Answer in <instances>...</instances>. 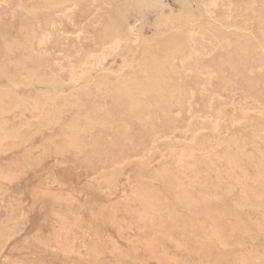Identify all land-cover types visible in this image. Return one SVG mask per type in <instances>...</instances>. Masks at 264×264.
<instances>
[{
    "label": "rangeland",
    "instance_id": "rangeland-1",
    "mask_svg": "<svg viewBox=\"0 0 264 264\" xmlns=\"http://www.w3.org/2000/svg\"><path fill=\"white\" fill-rule=\"evenodd\" d=\"M246 1L58 0L57 5L53 6L42 0H0V70L12 76L20 71V67L28 71L38 68L41 74H59L65 81H68L71 75H78L85 66L102 59L107 48L119 43V40L127 38L128 44H134L141 36L149 38L160 11L165 15L180 13L181 21L190 8L198 16L189 27V34L192 32L191 36L188 34L191 54L170 61L166 80L169 87L182 92L181 108L168 102L166 94H163L157 103L148 95L147 102L140 104L139 110H133L134 115L130 116L126 108V97L117 100L112 91L102 92L95 98L85 95L84 92L80 93L78 98L81 108L65 111L61 121L65 123L72 119L71 117H78L79 123L82 124L85 113H92L97 117L108 115L112 121L111 128L106 131L91 130L84 134L82 138L85 146L77 156L73 150L61 156L46 148V154L40 159L37 158L35 165L27 169L21 178L10 183L0 181V229L9 227L6 234L10 235L0 250V264H164V260H167L168 264H197L198 260L205 262L203 264H248L253 256L264 255L262 236L256 238L245 235L241 242L243 244L233 246L225 259L219 260L220 249L205 241L197 228L194 231L193 226L186 234L181 230L173 232L176 237H185L186 249H176L166 242L168 254L165 258L142 250L134 254L130 245L137 239L134 235L137 233L135 226L127 229L126 240L119 237L115 229L106 223L109 216L108 205L120 200L116 199L117 192L114 191L110 196L111 200H108L105 199L109 196L108 192L104 191L103 194L102 190L95 188L113 181L117 182L120 189H125V184L132 186L140 171L136 167L139 155L144 157L143 163L150 161L151 170L144 171L148 175L169 163V156L167 153L165 155V139L173 138L174 149L180 151L186 149L190 141L193 143L203 138L201 141L208 143L216 140L213 134L216 130L219 132L218 139L221 140L234 129H238L235 134L240 137L237 144L242 155L245 154L241 157L240 166L247 170V175H253L254 169L248 165L246 156L255 155L256 150L261 151L264 148V57L256 46L258 44L255 43V38L250 42V50L246 56L237 55L238 47L232 35L219 34L202 23L206 16L212 20L225 18L231 24L237 15L236 12H239V7ZM113 26H117L118 36L114 34L108 38V30ZM160 30L164 31V26H161ZM33 53L42 57L37 59ZM124 53L127 59L132 55L127 51ZM229 59L236 61V64L230 66ZM118 62V57H109L105 63L111 70H116ZM138 73L137 69L134 78H138ZM4 76L0 75V88L6 85ZM40 90L36 86L26 88L29 96ZM2 120L14 126L30 120L31 124H34V119L25 112H19L15 116L6 115ZM246 122L257 127V147L249 145L246 140V144L242 141V137L246 138L252 133L251 129L244 126ZM238 125L243 127L238 128ZM32 128L34 130V127ZM33 132V139L28 144L0 155V171L12 161L21 159L23 147L36 158L42 155V145L45 141L61 142L59 125L46 127L43 133ZM94 141H99V144L92 146ZM84 157L90 162L86 176L92 179V188L87 186L86 178L77 174L79 169L74 168L75 161H81ZM120 157H125V164L123 163L120 169H106L103 174H98L103 158L113 162ZM223 181L221 185L227 180ZM215 182L213 174L206 177L208 187L215 186ZM147 184L151 189L161 190L157 182L147 181ZM237 194L239 190L234 188L230 195L221 196L218 209L225 210L224 215L228 219L238 217L242 222L256 225L260 213L252 211L249 207L233 210L239 198ZM52 197L57 200H52ZM99 200L105 201L101 203ZM166 206L169 209L174 207L170 197H167ZM137 207V204H133L134 209ZM175 209L177 213L182 214L181 209ZM192 213L189 217L194 220L199 214L196 211ZM17 214L21 216L16 220L14 227L7 220ZM123 215L122 212L118 213L119 220ZM123 222L129 224L128 220ZM13 229H18L15 235L11 231ZM70 233L77 236L86 233L95 238L112 240L117 251L105 253L100 263L90 259L83 261L67 257L53 247ZM260 233H264V225ZM195 238L202 244L196 245ZM107 245L104 244L105 247ZM239 255L246 257L245 261L238 263Z\"/></svg>",
    "mask_w": 264,
    "mask_h": 264
},
{
    "label": "bare ground",
    "instance_id": "bare-ground-1",
    "mask_svg": "<svg viewBox=\"0 0 264 264\" xmlns=\"http://www.w3.org/2000/svg\"><path fill=\"white\" fill-rule=\"evenodd\" d=\"M42 1L55 6L58 0ZM239 8V12H236L237 15L231 24L225 18L212 20L209 17L206 18V16L202 23L219 34L232 35L237 43V55H245L250 50V42L254 41L255 38L257 40L255 43L258 44L256 46H258L260 54L264 57V0H247ZM31 9L33 10V7ZM180 16L181 14L177 12L165 15L163 11H160L155 18L154 31L149 38L141 36L137 42L131 41L134 44H128L127 38L119 40V43L115 42L116 44L107 48L103 58V54H101L102 59L96 60L88 66L84 65L83 70L78 75H71L68 81L63 80L59 74L50 76L41 74L38 68L28 71V69L20 67V71L12 76L0 70V75L6 77V85L0 88V155L6 154L9 150L12 151L13 148L28 144L33 139H31L32 131L37 134L43 133L46 127L59 125V134L61 135L60 143L51 141L50 138V141H45L42 145V155L36 158L32 157V153L23 147L21 159L12 161L4 170L0 171V181L10 183L21 178L27 169L34 166L37 160L46 154V148L61 156L73 150L76 152L75 156H77L85 146L82 138L84 134L91 130L106 131L111 128L110 123L112 121L108 115L97 117L92 113H85L82 124L79 123L78 117H71L72 119L65 123L61 121L65 111L72 108H81V101L78 98L80 93L84 92L85 95L95 98L102 92L112 91L117 100L126 97V108H128L130 116H132L133 110H139L140 104L147 102L148 95L154 103H157V100L163 94H166L168 102L181 108L183 106L182 92L169 87L166 80L170 71V61L173 58L180 59L182 56L191 54L188 45L189 27L197 20L198 16L194 14L192 8L186 11L183 21H181ZM161 26H164V31L160 30ZM114 34L118 36L117 26L109 29L106 36L109 38ZM189 39L191 41V37ZM125 51L132 54L129 59H127ZM33 54L37 59L42 57L41 53ZM195 54L197 53L195 52ZM109 57L119 58L116 70H111L106 65L105 62ZM229 60L231 62L230 66L236 64V61ZM84 63L86 64V62ZM137 69L139 75L138 78H134L133 75ZM29 86H36L41 90L29 96L26 91ZM119 102L121 101L119 100ZM19 112L27 113L34 119V124H31L30 120L21 122L19 126H14L2 120L6 115L15 116ZM189 126L190 124H188ZM244 126L251 129L252 131H249L252 133L250 135L246 134V138L242 137V141L246 140L245 142L255 147L257 138L259 139L256 125L246 122ZM262 126L264 134V125ZM32 127H34V130H32ZM237 127L241 128L243 126L238 125ZM212 131H214V128ZM237 131L238 129H234L220 140V138L218 139L219 132L216 130V132H213L216 140L208 143L201 141L203 138L197 139L193 143L190 141V145L180 151L174 149V139L167 138L165 139L166 142H161H164L166 148L165 155L168 154L169 156L168 164H164L159 169L146 175L144 171H150L152 168L149 164L150 161L147 160L143 163L142 159L144 157L142 158L139 155L136 167L140 171H138L139 174L135 177L136 180L134 179L132 186L125 184V189H120L117 182L113 181L104 186L101 185L102 187L100 185L95 187L97 190H102L103 194L104 191L108 192L109 196H104L108 200H111L110 196L114 194V191L117 192L116 199L119 198L120 200L115 204L108 205L109 216H107L106 223L115 229L119 237L126 240H128L127 229L135 226L137 233L134 235L137 239L130 245V250L134 254L142 250L165 258L168 254L166 242L172 244L176 249H186L185 237H176L173 232L181 230L182 233L186 234L192 226L194 231L197 228L205 241L213 246L216 245V248L220 249L219 260L224 258L233 246L240 244L246 236L256 238L262 236L264 239V233H260V229L264 225V148H261V151L260 149L256 150L254 156H246L248 165L254 169L252 176L247 175V170L245 171L242 168L243 166H240L241 157L245 154L242 155L238 147L237 142L240 137L235 135ZM43 136L42 134L41 137ZM97 144H99V141H94L92 146ZM124 159L125 157H120L118 160L116 159L117 161L108 162V159L103 158L101 161L102 166L100 165L102 168L97 171L98 174H103L106 169H118L123 163L125 164ZM89 166V160L84 157L81 161H75L74 168L79 169L77 174L86 178L87 186L92 188V179H88L86 176V170ZM209 174L214 175L215 186H207L206 177ZM208 179L210 178L208 177ZM223 179L227 181L224 185H221ZM147 181L157 182L161 186V190L149 188ZM122 186L123 184H121ZM234 188L239 190V194H237L239 198L237 196L238 201L234 204L233 210L238 211L244 209V207H249L252 211L260 213L261 216L256 225L242 222L238 217L228 219L224 215L225 210L218 209L219 198L223 195H230ZM167 197H170L173 201L174 207L171 209L166 206ZM51 199L57 200L56 197ZM99 201L104 203L105 200ZM133 204L138 205L137 209L133 208ZM168 204L170 205V203ZM175 208L181 209L182 214L177 213ZM193 211L199 214L194 220L189 217V214ZM119 212L124 214L120 220L118 218ZM20 216L21 214H17L15 217H9L7 221L15 227L16 220ZM124 220H128L129 224L123 222ZM8 228L5 226L0 229V250L8 240L9 234H6ZM17 230L13 229L11 231L14 234ZM194 242L196 245L197 243L200 244L197 239ZM104 244H108L107 247ZM53 248L67 257H75L83 261L90 259L98 263H100V259L105 253L111 254L117 251L112 240L103 237L95 238L86 233L82 236L70 233L68 237L58 241ZM245 259L246 257L243 255H239L237 258L238 263L245 261ZM198 261L197 264L205 263ZM162 262L168 264L167 260ZM213 264H217V262ZM248 264H264V255L253 256Z\"/></svg>",
    "mask_w": 264,
    "mask_h": 264
}]
</instances>
